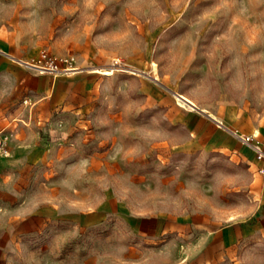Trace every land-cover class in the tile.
<instances>
[{
  "label": "rangeland",
  "instance_id": "rangeland-1",
  "mask_svg": "<svg viewBox=\"0 0 264 264\" xmlns=\"http://www.w3.org/2000/svg\"><path fill=\"white\" fill-rule=\"evenodd\" d=\"M0 49L19 63L48 51L57 75L91 81L86 101L38 129L30 120L33 137L10 136V149L35 140L44 157L0 159V264H264V235L242 225L262 184L252 154L179 148L187 131L176 120L200 112L264 138L261 0H0ZM102 205L88 224L35 214ZM184 208L199 228L173 221Z\"/></svg>",
  "mask_w": 264,
  "mask_h": 264
},
{
  "label": "crops",
  "instance_id": "crops-1",
  "mask_svg": "<svg viewBox=\"0 0 264 264\" xmlns=\"http://www.w3.org/2000/svg\"><path fill=\"white\" fill-rule=\"evenodd\" d=\"M1 46L4 47L5 45L2 43ZM19 60L27 61L24 59ZM90 91L91 81L86 79L72 76V74L57 75L49 72H39L23 63L0 57V129L3 127L11 129L14 136L19 137L17 141H22L23 143L26 134L31 135V137L35 134V130L29 125L30 120L33 121L34 125L45 124L54 109H59L60 107L72 109V99L75 101L84 99L86 101ZM23 100L25 102H22ZM26 101L35 103L37 115L34 117L31 116V111L27 108ZM78 105H82V102L74 106ZM78 109L76 108V110ZM23 112H25L24 115L22 114ZM201 116L210 122L206 125H198L196 122L199 121ZM176 120L184 123L187 131L186 138L178 145L179 148L186 150L202 148L207 151L218 149L229 152L232 155L238 153L241 157L251 156L252 154V158H254L251 149L246 144L238 143L239 139L232 128L211 121L203 113L190 111L184 117H177ZM38 127L39 125L37 129ZM24 145L16 146L13 142L11 149L9 145L10 156L3 163L11 162L15 164L16 162H23V160H33L34 156L44 157V154L39 155L40 150L34 149L36 146L35 140L28 144L29 146L32 145V147H22ZM44 145L46 148L54 146L50 142ZM37 148L41 149L40 146H37ZM43 150L45 151V148ZM36 152L37 155H35ZM261 178L262 184L259 189L257 216L250 224L242 223V225L244 229L252 233L264 235V177ZM105 207L106 205H102L96 211H78L72 208V212L63 213L50 206H43L35 214L38 216L69 218L78 224H88L95 218H101ZM195 213V210L184 208L179 213L174 214L173 221L180 225H198L197 228H199L198 221L195 220ZM164 214L166 213L164 212ZM129 215L132 223L141 228L143 219L130 213ZM156 224L159 230H164V221L162 219H156ZM233 225L231 224L221 230H225L228 233V237L231 234L235 235ZM218 231L213 229V233ZM211 238L210 236L209 239Z\"/></svg>",
  "mask_w": 264,
  "mask_h": 264
},
{
  "label": "built area",
  "instance_id": "built-area-1",
  "mask_svg": "<svg viewBox=\"0 0 264 264\" xmlns=\"http://www.w3.org/2000/svg\"><path fill=\"white\" fill-rule=\"evenodd\" d=\"M21 62L33 67L39 72L57 74L59 71L63 70V67L59 65L57 58L45 50H40L30 61ZM12 133L13 131L11 129L5 127L0 129V159L9 153V139ZM234 133L242 143L251 147L254 160L257 163V171L261 177H264V138L256 141L251 134L239 132L237 130H234Z\"/></svg>",
  "mask_w": 264,
  "mask_h": 264
},
{
  "label": "clouds",
  "instance_id": "clouds-1",
  "mask_svg": "<svg viewBox=\"0 0 264 264\" xmlns=\"http://www.w3.org/2000/svg\"><path fill=\"white\" fill-rule=\"evenodd\" d=\"M37 0H28L29 4H35ZM262 3H264V0H261ZM254 76L259 75V81H258V86L261 88V90H264V68L259 70V73L254 72ZM121 252L124 251V249L120 250Z\"/></svg>",
  "mask_w": 264,
  "mask_h": 264
},
{
  "label": "bare ground",
  "instance_id": "bare-ground-1",
  "mask_svg": "<svg viewBox=\"0 0 264 264\" xmlns=\"http://www.w3.org/2000/svg\"><path fill=\"white\" fill-rule=\"evenodd\" d=\"M103 72L109 74V73H112V70H111V68H108L107 70H103ZM177 99L183 104L188 105V102L191 103V101L183 95H179V97ZM190 107H191V105H190Z\"/></svg>",
  "mask_w": 264,
  "mask_h": 264
}]
</instances>
